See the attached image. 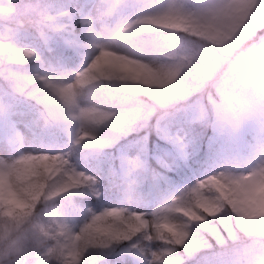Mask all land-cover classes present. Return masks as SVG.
<instances>
[{"label": "snow or ice", "instance_id": "snow-or-ice-1", "mask_svg": "<svg viewBox=\"0 0 264 264\" xmlns=\"http://www.w3.org/2000/svg\"><path fill=\"white\" fill-rule=\"evenodd\" d=\"M0 264H264V0H2Z\"/></svg>", "mask_w": 264, "mask_h": 264}, {"label": "trees", "instance_id": "trees-1", "mask_svg": "<svg viewBox=\"0 0 264 264\" xmlns=\"http://www.w3.org/2000/svg\"><path fill=\"white\" fill-rule=\"evenodd\" d=\"M203 151H207V147H206V144L204 143V145H203V149H202Z\"/></svg>", "mask_w": 264, "mask_h": 264}, {"label": "rangeland", "instance_id": "rangeland-1", "mask_svg": "<svg viewBox=\"0 0 264 264\" xmlns=\"http://www.w3.org/2000/svg\"><path fill=\"white\" fill-rule=\"evenodd\" d=\"M0 2H2V0H0ZM206 146H207V143H206Z\"/></svg>", "mask_w": 264, "mask_h": 264}]
</instances>
